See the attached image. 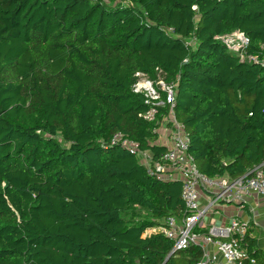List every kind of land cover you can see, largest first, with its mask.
<instances>
[{"label":"trees","instance_id":"1","mask_svg":"<svg viewBox=\"0 0 264 264\" xmlns=\"http://www.w3.org/2000/svg\"><path fill=\"white\" fill-rule=\"evenodd\" d=\"M234 31L264 58V0H0V264H196L199 247L143 236L181 217L180 182L110 142L166 150L139 73L176 83L201 174L264 172V67L215 40ZM241 244L264 264L249 231Z\"/></svg>","mask_w":264,"mask_h":264},{"label":"built area","instance_id":"2","mask_svg":"<svg viewBox=\"0 0 264 264\" xmlns=\"http://www.w3.org/2000/svg\"><path fill=\"white\" fill-rule=\"evenodd\" d=\"M192 9L195 10V7ZM215 40L236 54L240 62L264 67V58L258 59L245 54L248 39L243 33L234 31L217 36ZM134 77L131 90L143 97L148 108L140 117L154 123L152 132L157 135L154 144L166 150L154 158L148 150H141L136 143L119 133L113 136L110 145L125 149L135 157L147 176L160 182H180V198L184 207L181 217L166 216L158 222L159 225L146 230L143 236L163 235L172 242L170 255L190 246L199 247L202 256L196 264H255L241 242L247 231L257 225L256 222L250 224V221L242 222L232 218L225 227H210L206 233L198 230L203 226V218L222 205L238 204L241 208L251 196L264 198L262 166L254 167L236 179L227 176L209 178L201 174L187 154L190 139L184 127L174 117L176 83L165 82L159 77L151 80L139 73ZM201 199L205 203L201 204Z\"/></svg>","mask_w":264,"mask_h":264},{"label":"crops","instance_id":"3","mask_svg":"<svg viewBox=\"0 0 264 264\" xmlns=\"http://www.w3.org/2000/svg\"><path fill=\"white\" fill-rule=\"evenodd\" d=\"M200 203H205V200L201 199ZM232 218H237L242 222L250 221V224L257 223V225H251L249 237L255 240L258 249L264 254V198L251 196L241 208L238 204L222 205L203 218V226L200 230L206 231L210 227H225Z\"/></svg>","mask_w":264,"mask_h":264},{"label":"rangeland","instance_id":"4","mask_svg":"<svg viewBox=\"0 0 264 264\" xmlns=\"http://www.w3.org/2000/svg\"><path fill=\"white\" fill-rule=\"evenodd\" d=\"M145 234H146V232H145Z\"/></svg>","mask_w":264,"mask_h":264}]
</instances>
